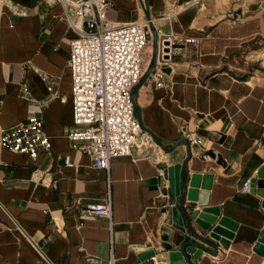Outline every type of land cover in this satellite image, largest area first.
Segmentation results:
<instances>
[{
    "label": "crops",
    "instance_id": "crops-1",
    "mask_svg": "<svg viewBox=\"0 0 264 264\" xmlns=\"http://www.w3.org/2000/svg\"><path fill=\"white\" fill-rule=\"evenodd\" d=\"M113 1L107 16L114 25L148 11L160 37L199 42H182L163 66L166 87L151 76L140 87L139 142L146 146L113 159L107 172L67 138L75 31L62 6L0 0V128L34 115L51 142L35 159L0 149V264H101L111 254L115 264H151V251L166 264L165 251L178 248L183 231L169 219L162 165L185 158L183 134L201 140L188 142V168L213 175L209 206L237 223L228 247L214 241L216 253L204 251L197 264H264L253 250L264 229V197L256 186L239 192L264 168V0ZM65 156L75 165L66 166ZM107 193L111 224L83 212Z\"/></svg>",
    "mask_w": 264,
    "mask_h": 264
},
{
    "label": "built area",
    "instance_id": "built-area-1",
    "mask_svg": "<svg viewBox=\"0 0 264 264\" xmlns=\"http://www.w3.org/2000/svg\"><path fill=\"white\" fill-rule=\"evenodd\" d=\"M62 6L66 24L75 31L69 41L68 67L71 72L72 126L67 132L71 148L90 157L94 169L109 171L111 161L129 156L139 142L143 129L133 109L131 89L145 70L151 50L149 20L114 25L108 16L113 0H43ZM159 35V34H158ZM182 42L198 43L195 38L179 39L174 34L159 36L156 66L150 75L156 87H166L163 66L180 54ZM23 96L28 94L23 89ZM189 143L200 144L183 134ZM149 144V143H148ZM150 145V144H149ZM51 147L43 120L29 116L25 121L0 128V149L25 153L35 159L41 150ZM64 164L74 166L69 156ZM250 181H243L239 192L248 193ZM87 216L108 220L111 224L110 194L102 201L87 204ZM151 264H162L155 254ZM101 264H115L110 258Z\"/></svg>",
    "mask_w": 264,
    "mask_h": 264
},
{
    "label": "water",
    "instance_id": "water-1",
    "mask_svg": "<svg viewBox=\"0 0 264 264\" xmlns=\"http://www.w3.org/2000/svg\"><path fill=\"white\" fill-rule=\"evenodd\" d=\"M145 14L149 20L152 35L151 57L143 74L131 89L133 109L141 125V108L136 99L138 90L145 84L156 66L159 42L158 30L154 26L148 11ZM151 135L159 145H162L156 136ZM183 140H186L184 136L180 141L183 142ZM187 144L186 156L181 162L162 165L165 169L164 177L169 183L168 188H164L162 191L169 197L168 201L171 205L169 219L183 231L178 248L165 251L166 264H197V259H200L204 251L209 254L216 253L217 246L214 241L228 247L229 239L233 235L232 231L237 228L236 222L224 216L219 217L220 208L218 206H209V190L213 175L189 172L188 161L191 158V151L188 142ZM253 186L257 187V194L264 197V168L258 172L256 178L250 181V191H253ZM208 247H211L212 250ZM253 250L258 255H264V229L261 230L258 243L253 247ZM153 254L154 252L151 251L146 255L152 256Z\"/></svg>",
    "mask_w": 264,
    "mask_h": 264
},
{
    "label": "rangeland",
    "instance_id": "rangeland-1",
    "mask_svg": "<svg viewBox=\"0 0 264 264\" xmlns=\"http://www.w3.org/2000/svg\"><path fill=\"white\" fill-rule=\"evenodd\" d=\"M150 57H151V50L149 49L148 53H147V56H146L147 62H146L145 68H146V66H147V64H148V62L150 60Z\"/></svg>",
    "mask_w": 264,
    "mask_h": 264
},
{
    "label": "bare ground",
    "instance_id": "bare-ground-1",
    "mask_svg": "<svg viewBox=\"0 0 264 264\" xmlns=\"http://www.w3.org/2000/svg\"><path fill=\"white\" fill-rule=\"evenodd\" d=\"M0 4H1V2H0ZM1 7V6H0Z\"/></svg>",
    "mask_w": 264,
    "mask_h": 264
}]
</instances>
